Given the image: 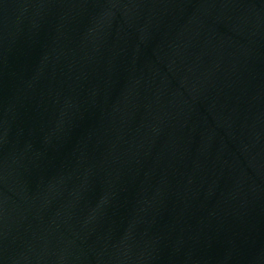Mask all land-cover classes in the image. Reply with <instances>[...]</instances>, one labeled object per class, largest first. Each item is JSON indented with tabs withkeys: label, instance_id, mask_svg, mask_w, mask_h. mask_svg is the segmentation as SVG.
<instances>
[{
	"label": "water",
	"instance_id": "95a60500",
	"mask_svg": "<svg viewBox=\"0 0 264 264\" xmlns=\"http://www.w3.org/2000/svg\"><path fill=\"white\" fill-rule=\"evenodd\" d=\"M0 264H264V0H0Z\"/></svg>",
	"mask_w": 264,
	"mask_h": 264
}]
</instances>
